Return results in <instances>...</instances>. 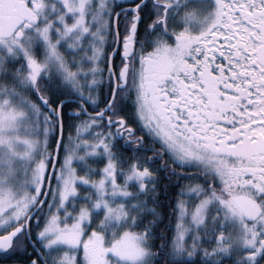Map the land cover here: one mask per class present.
Segmentation results:
<instances>
[{
  "label": "snow or ice",
  "instance_id": "obj_1",
  "mask_svg": "<svg viewBox=\"0 0 264 264\" xmlns=\"http://www.w3.org/2000/svg\"><path fill=\"white\" fill-rule=\"evenodd\" d=\"M0 259L264 264V0H0Z\"/></svg>",
  "mask_w": 264,
  "mask_h": 264
},
{
  "label": "trees",
  "instance_id": "obj_2",
  "mask_svg": "<svg viewBox=\"0 0 264 264\" xmlns=\"http://www.w3.org/2000/svg\"><path fill=\"white\" fill-rule=\"evenodd\" d=\"M65 135H67V133H65ZM138 135H139V133H138ZM151 153H149V155H150ZM163 181H161V185L163 186ZM184 183H186V181H184ZM174 197H173V201H174ZM161 200L163 201V203L165 204V205H167L168 204V199L166 198V197H164L163 196V194H161ZM164 212H165V223H167V217H168V213L170 212V208H168V207H166L165 209H164ZM157 243H159V241H157ZM0 264H12V261L11 260H3V259H0Z\"/></svg>",
  "mask_w": 264,
  "mask_h": 264
}]
</instances>
